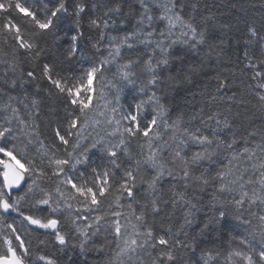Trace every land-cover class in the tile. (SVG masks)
Here are the masks:
<instances>
[{"label": "snow or ice", "instance_id": "6c2138e0", "mask_svg": "<svg viewBox=\"0 0 264 264\" xmlns=\"http://www.w3.org/2000/svg\"><path fill=\"white\" fill-rule=\"evenodd\" d=\"M137 2L139 12L130 11L128 14L137 16L135 28L122 36L108 38L107 46H104L105 29L110 22L116 24L115 20H111V14L119 12L120 5L108 8L101 16H94L89 20V27L99 30L100 33L99 39L91 45L95 49L93 59L98 57V62L91 63L80 76L54 77L55 63L43 64L42 78L54 86L59 94H66L69 104L75 106L68 113L69 120L67 128L64 129L66 134H62L60 126L55 129V138L65 146L63 156L57 155L59 149L56 144L48 146L39 140L35 116L38 114L40 101L32 98L29 105L27 94L20 98L11 93L18 83L23 87L26 82L36 79L34 71L27 73V80L23 72L16 77L21 51L31 60H38L49 53L55 58L61 42L67 39V47L59 51V55L67 63L76 59L81 52V14L86 11V0H74L71 12L66 0H58L55 7L46 10L44 18H40L20 0L0 2V14L9 13L0 23V34L5 36L6 41L10 37L16 45L11 59L0 60V64L5 66L0 73V114H3V119L0 120V141L5 142L0 144V221L3 220V213L16 212L29 225L52 230L61 252H67L69 234L61 230V221L55 218L58 214L67 212L73 226L72 239L79 241L72 245V249L74 253L79 248L80 264H89L90 251H102L103 246L90 249L89 245L92 238L104 227H111L117 249L107 264H179L183 259L182 250L191 248V255L195 257L200 244L196 237L189 243L187 233H184L185 239H181L184 228L193 224L197 213L208 208L211 214L205 213V219L199 224L200 237H212L214 233H218L220 237H230L233 232L250 233L251 240L247 235L240 240L247 250L233 249L228 253L229 260L236 257L243 264H264V72L255 71L251 80L256 81L259 78L261 82L249 86L256 101L261 125L245 129L239 137L233 134L229 140L222 139L223 132L231 130L232 120L230 109L224 112L220 105L227 102L246 106L247 102L243 97L238 100L235 92L224 95L231 89L227 80L219 75L215 77L216 87L211 91L207 85L201 89L196 77L207 75L204 69L212 64L213 56L219 59L224 37L232 30L233 25L224 21L218 6L213 11L214 5H209L208 0ZM101 4L102 0H98L93 8ZM13 9L29 18L33 31L26 33L13 21L10 15ZM65 15L72 18L73 27L68 28L64 36H60V24L63 23ZM119 23L124 24L125 20L121 19ZM158 24L164 26L157 30ZM245 27L250 38L255 39L264 49V36L259 34L261 30L254 24L249 26L247 22ZM261 27L264 28V24ZM68 33L72 35L69 37ZM44 35L51 37L56 51L47 46L41 47L40 38ZM137 44L151 48L142 68L148 79L140 84L137 83V73L132 71L140 63L139 59L124 60L122 55L125 48L131 50ZM178 45H182L183 49L180 54L173 56L172 52ZM205 46L207 51L201 53L200 49ZM103 52H107V55H103ZM193 53L199 60L193 59L192 63L186 64V60ZM244 58L248 61L246 68L258 67L251 63L252 57L247 50ZM113 65L116 66V72L108 78L104 73ZM172 68L176 69L175 72ZM9 73H12V79L8 78ZM97 80L102 83L98 94L95 87ZM194 87L196 90H193ZM128 92L133 93V100L137 95L141 99L125 109L121 100ZM112 93L115 95L109 99ZM182 93L188 101L184 108L192 111L187 114L181 110L172 119L169 105L162 101H174ZM197 97L201 98L199 107L192 103ZM20 105H23V112ZM148 105L152 106L153 114L142 127L141 113ZM205 108L208 109L207 112ZM185 115H188L187 121ZM197 120L201 127L193 130L185 126ZM89 128L93 129L95 135L89 133L85 136ZM202 129H210V133L205 135ZM168 132H171V136L165 139ZM22 136L27 138V144L39 142L40 167L36 166L34 159L26 158L27 145L23 154L17 151L15 141ZM117 136L119 141L113 143ZM33 137H36L35 141ZM137 137H142L144 141L139 145L141 158L136 159L133 165L122 172L116 185L114 202L109 204L108 211L102 212L105 198L113 190V177L120 171V153L131 160L127 145ZM257 137L259 142H255ZM9 138L11 147L6 146ZM89 138L92 142L85 147ZM189 143L198 145L200 149L190 157L184 154ZM241 143L243 147L240 146ZM69 146L71 151H68ZM166 154H170L171 160L166 158ZM221 156L224 157L223 160L220 159ZM97 160L99 164H96ZM203 164H207L208 168L195 175V169ZM217 164L222 166L209 176L208 170L215 168ZM90 165H96L91 168L94 177L91 182L85 180L78 184L72 175L67 174L69 168L75 171L83 166L87 171ZM177 165L178 168L173 167ZM45 167L51 169V172L46 171ZM250 172L254 178L245 180ZM80 175L83 176L84 173ZM165 177L174 182L173 205L180 203L183 206L184 218L175 232L170 226L163 234L156 236L153 228L147 226V217L149 214L159 215L162 210V197L159 195L158 186ZM54 178V193L41 186L42 181L52 182ZM28 179H31V183H28L27 189L20 196L12 197L6 191L14 188L18 190ZM189 180L200 185L201 191L209 184L214 186L208 205L194 195L189 197L186 191ZM180 181H184V190L176 191ZM138 188H143L148 197L143 202L136 200ZM37 193L41 198L35 200L33 207L48 206V214L43 217L25 215L21 210L22 202ZM226 193L231 199H221ZM124 199L129 201L127 208L130 211L111 210L113 206L117 209L123 208ZM164 205L166 207L167 202ZM245 205L248 206L247 216ZM253 207L257 208V213H252ZM229 209L233 211L230 212ZM121 218L125 220L123 224ZM109 220L111 225L108 224ZM6 227L14 234V239L4 236L3 244L6 248L0 250V264H26L28 247L13 224H7ZM153 252H157V255L153 256ZM218 256L219 253H213L211 249H201L195 264H212L214 257ZM41 262L59 264L57 259L47 255L38 256L34 264ZM65 264H74L73 254L68 255Z\"/></svg>", "mask_w": 264, "mask_h": 264}, {"label": "trees", "instance_id": "16d2710c", "mask_svg": "<svg viewBox=\"0 0 264 264\" xmlns=\"http://www.w3.org/2000/svg\"><path fill=\"white\" fill-rule=\"evenodd\" d=\"M0 2L7 3V0H0ZM22 4L26 7H29L31 10H34L40 18H44L46 10H50L55 7L58 0H20ZM69 8V12L73 11V2L74 0H66ZM98 0H86V11L82 13V31L83 39L80 42L81 52L77 54V57L71 63H67L63 60V57L59 55V51H62L67 47L68 40L65 39L60 44V50L56 52V57L53 58L51 53L47 56H41L38 60H31L27 58V54L23 51L19 54V64L16 69V77H19L20 73L23 72L25 79L27 80V73L29 71H34L36 79L33 81L26 82L23 87L18 83L15 87V90L12 91V95L23 98L25 94L28 96V104H31V99L36 98L40 101L38 114L35 116L36 131L39 133V140L44 141L45 145L51 146L56 144L59 152L57 155L63 156L65 154V146L61 144L55 138V129L57 126H60L62 129V134H66L64 129L67 128L69 116L68 113L72 111L75 106L69 104V100L66 97V94H59L57 90L52 86L46 79L42 78V68L44 63H55V68L53 71V76L57 75L63 77H78L81 73L86 70L91 63L98 62V57L96 60L93 59V53L95 49L91 47L93 43L99 39V30L89 27V20L94 16H101L104 11L108 8H115L117 4L120 5L119 12H113L111 14V20H115L116 24L109 23V27L105 29L106 37L104 40V46L108 44V38L110 37H119L124 35L126 32L132 31L136 24V15H128L130 11L136 13L139 12V4L137 0H102L101 6L93 8V4L97 3ZM209 5H214L213 11H215V6L219 7L220 13L223 14L224 21L230 22L233 25L232 30L227 33L224 37L223 50L222 54L217 59L216 56L212 57V64L207 66L204 71L207 75L197 76L196 80L199 83V87L202 89L207 85L209 91L213 90L216 87L215 77L219 75L222 79L227 80L228 85L230 86V91L224 93V95H231L232 92L236 93L237 99L241 97L247 102L246 106H239L237 104H229L224 102L220 105L221 110L228 112L230 109V118L232 120L231 130L224 131L221 138L229 140L235 134L237 137L243 135L245 129H250L251 127L260 126L261 118L256 108V101L252 96L250 85L254 86L256 83L261 82L259 78L256 81L251 80V77L254 75L255 71L264 72V49H262L260 43L255 39L250 38L248 34L247 27H245V22L249 26L255 25L257 29H260V35L264 36V0H208ZM235 5V8H233ZM157 14H159L157 12ZM9 13L0 14V23L3 22L5 16ZM13 21L19 24L23 31L30 32L34 28L29 22V18L23 16V14L18 13L16 10L10 12ZM70 17L67 15L63 18V23L60 24V36H64L66 30L70 27H73ZM121 19L125 20L124 24H120ZM163 24H158L157 30L163 27ZM72 33H68L70 37ZM41 47L47 46L53 51H56L52 45L51 37L44 35L40 38ZM16 47L14 41L10 37L6 38L4 35L0 34V60L11 59L13 49ZM183 49L182 45L175 47V51L172 52V55H178ZM247 50L249 56L252 57L251 63L258 65L256 68H246L245 65L248 61L244 58V52ZM201 53L207 51L206 46L200 49ZM151 53V48L145 47L143 45L137 44L131 50H123L124 60L128 59H139L140 63L136 65L132 71L137 73V83H145L148 77L143 74L142 68L145 60L148 59V54ZM103 55H107V52H103ZM159 53H157V56ZM193 59L199 60V57L195 53L191 54L186 60V64L192 63ZM4 65L0 64V73L4 71ZM171 67V65H170ZM212 70L209 71L208 69ZM175 68H172V71L175 72ZM167 75V73H165ZM9 79L13 78L12 73H9ZM71 83V81H70ZM193 90H196L195 87ZM7 91V89H5ZM141 97L137 95L135 100H133V93L128 92L122 96L121 103L125 109H128V105L134 104L136 100H140ZM200 97H197L195 103L197 107L200 106ZM167 103L171 110V118L174 119L176 114L181 110H184L187 114H190L192 109L184 108L186 102L184 94L182 93L174 101H162ZM22 112L24 111L23 105H20ZM78 110V109H77ZM134 111V109H132ZM36 112V109H32ZM207 112L208 109L205 108ZM153 114V108L151 105L146 106L142 111L141 116V126L147 123L151 119ZM222 118V117H221ZM0 119H3V114H0ZM185 120H188V115H185ZM186 127L195 129L196 127H201L199 120L195 121L192 124H186ZM213 122V127H214ZM203 134L208 135L210 129H202ZM171 136V132H168L165 135V139ZM33 140H36V137H33ZM135 140L144 142L142 137H137ZM74 142V140L72 141ZM255 142H259V137L256 138ZM39 144V142H37ZM244 145L241 143L240 145ZM40 148V144H39ZM199 146L189 143L184 154L190 157L194 152L199 151ZM68 151H71V147H68ZM27 158H32L36 162V166L40 167L41 157L39 152H35L33 149L27 146L26 148ZM141 156L132 154L131 160L125 157L123 153H120L119 164L120 171L116 172V175L113 177L112 192L105 198V202L102 205L101 211H108L109 204L114 202V197L116 193V185L119 182V178L122 175V172L127 169L129 166L133 165L136 159H139ZM166 158L171 160L170 154H166ZM95 159V157H93ZM221 160L224 159L223 156L220 157ZM226 163V161H224ZM100 162L97 160L96 164ZM106 163V162H105ZM44 165H47V160L44 161ZM96 165H90L87 171L83 166H79L75 171L72 169L67 170L68 175H72L75 181L79 184L85 180L91 182L94 177L91 174V168ZM222 165L217 164L215 168L208 170L209 176L215 173V171L220 168ZM178 168L177 166H173ZM208 168L207 164L200 165L195 169L194 174L199 175L201 172L205 171ZM45 170L49 173L51 169L45 167ZM103 169L101 168V171ZM112 171H116L112 169ZM84 173L83 176L80 173ZM143 174V170L142 173ZM150 176L151 173L149 172ZM28 183H31V179H28L18 191L11 194L12 197H18L25 192L27 189ZM173 181L165 177L159 184V195L162 197L161 202V211L159 215L149 214L147 217V226L152 227L156 236L163 234L164 231L171 226L173 232H175L179 226L183 223L184 211L185 209L180 203L173 205ZM0 184L2 180L0 177ZM189 187L187 192L189 197L193 195L201 200L205 205H208L211 196L213 193V185L209 184L206 186L204 191L200 190V185L193 183L191 180L188 181ZM41 186L46 190L53 192L56 188L55 178L52 182L42 181ZM63 190V189H62ZM176 191L184 190V181H180L175 189ZM41 198L39 193L35 195H30L27 200L22 202L21 210L25 215H34L36 217L46 216L49 212L48 206H38L33 207L35 200ZM55 200V194H54ZM145 191L143 188H138L136 200L143 202L146 199ZM221 199H231L229 194H224ZM164 202H167L165 207ZM129 201L124 199L122 204L123 208L117 209L113 206L112 211H130L127 208ZM248 206L245 205V216L248 215L247 211ZM138 211V209H137ZM229 211H233L229 209ZM205 213L211 214L208 208H203L200 213L196 214L193 224L189 227H185L180 238L185 239L184 233H187V241L191 243L193 237H196L199 241V247L196 249V256L191 255V248L187 251L182 250L183 259L179 261V264H195V260L199 259L201 249H211L213 253H219L218 257H214L212 264H243V261L239 258L232 257L229 260L228 253L235 250H247L244 248V245L240 243V240L243 239L244 235L248 236V239L251 240L252 236L250 233L244 232H233L231 236L220 237L218 233H214L212 237H200L199 235V224L205 219ZM252 213H257V208H252ZM3 220L0 221V250L6 248L3 244L4 236H11L14 239V234L11 233L10 229H7V224H13L17 230V234L21 235L22 239L25 242V245L29 249V256L26 260V264H34L36 258L40 255H47L57 259L59 264H65V261L68 259L69 254L74 255V264H80L81 257L79 255V248L75 249L73 253L72 245L78 244V239H72V230L73 226L70 222V217L67 212L58 214L57 217L61 221V230L69 234V244L67 247V252H61L60 246L55 240V235L52 231L39 229L37 226L29 225L27 221H24L23 218L18 215H13L12 213H3ZM91 215V214H90ZM256 223V221H253ZM108 224L111 225V220L108 221ZM103 246L102 251H90L88 255L89 264H107L108 261H111L113 253L116 249V242L114 240L111 227H104L101 231L92 238V243L89 245L90 249L100 248ZM159 249L157 250V252ZM157 252H153L152 255L156 256ZM43 264V262H41Z\"/></svg>", "mask_w": 264, "mask_h": 264}, {"label": "rangeland", "instance_id": "374dc122", "mask_svg": "<svg viewBox=\"0 0 264 264\" xmlns=\"http://www.w3.org/2000/svg\"><path fill=\"white\" fill-rule=\"evenodd\" d=\"M116 72V66L113 65L111 66L110 70L106 71L104 73V75L108 78H111L113 76V74ZM106 83V81L104 82ZM102 83L101 81L97 80L95 87L97 89V94L99 92V89L101 88ZM114 93H112L111 95H109V99H112L114 97ZM2 120V119H0ZM89 133H92L93 135H95V133L93 132V129L89 128L86 132H85V136H88ZM119 141V137L117 136L114 140L113 143H117ZM92 142L91 138L88 139V143L85 144L84 146L87 147L88 144H90ZM5 142L0 141V144H4ZM143 143L140 141H137L135 139L131 140L130 143L127 145V147L129 148V151L131 153V155L136 154V155H140L141 156V149L139 147V145ZM25 145H27L28 147H30L31 149H33L35 152H38L39 149V144L37 142L32 143V144H27V138L26 137H21L19 140L15 141V146L17 148L18 152H21L23 154V151L25 150ZM6 146L11 147L12 146V142H11V138H9V141L6 143ZM27 158V155H26ZM141 158V157H140ZM254 178L252 177V173L250 172L249 175L245 176V180L249 179V178ZM251 189H249L250 191ZM125 222L124 218H121V223L123 224ZM130 231V230H129Z\"/></svg>", "mask_w": 264, "mask_h": 264}, {"label": "water", "instance_id": "95a60500", "mask_svg": "<svg viewBox=\"0 0 264 264\" xmlns=\"http://www.w3.org/2000/svg\"><path fill=\"white\" fill-rule=\"evenodd\" d=\"M1 180H2V177H1ZM21 188V187H20ZM20 188H18V190L20 189ZM17 189H12V190H6V191H8L9 192V194L11 195L13 192H16V191H18ZM9 213H12L13 215H18V213H16V212H9ZM5 214H7V213H5ZM49 231H52V230H49Z\"/></svg>", "mask_w": 264, "mask_h": 264}]
</instances>
